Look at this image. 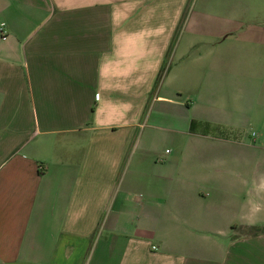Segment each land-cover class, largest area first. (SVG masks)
<instances>
[{"label":"crops","instance_id":"crops-1","mask_svg":"<svg viewBox=\"0 0 264 264\" xmlns=\"http://www.w3.org/2000/svg\"><path fill=\"white\" fill-rule=\"evenodd\" d=\"M215 2L0 0V264H264L236 229H264V160L219 111L240 74L253 107L258 72ZM152 113L192 160L128 154Z\"/></svg>","mask_w":264,"mask_h":264},{"label":"rangeland","instance_id":"rangeland-1","mask_svg":"<svg viewBox=\"0 0 264 264\" xmlns=\"http://www.w3.org/2000/svg\"><path fill=\"white\" fill-rule=\"evenodd\" d=\"M227 0H218V2L210 3L211 12L218 13L222 17H234L238 20V23L234 24V30L231 33L232 37L228 45L239 47L238 51L233 56L234 59H238L239 62L245 63L244 70L248 71L247 64H250V68L255 72L257 70L258 76L253 81L254 95L257 103L253 107H248L247 100H244L242 96L233 97L232 88H246L247 77H243L242 74L238 77L236 85L232 82L227 85L229 91L222 108L219 109L220 113L227 118L232 124H236L233 129V136L230 137L232 141L241 143L239 152L242 154V146L250 144L255 149H251L250 158L257 162H263L264 160V99H260L261 89L264 85V72H260V68L264 66V49L251 43L250 40L257 34L259 26H264V0H249L248 4H229ZM258 26V27H257ZM177 36H174L175 41ZM254 39V38H252ZM172 40V41H173ZM173 41V43H174ZM172 44L171 47H173ZM253 63V64H252ZM255 66V68L253 67ZM263 71V70H262ZM159 82H155L154 87L159 86ZM231 90V91H230ZM236 91V90H233ZM240 98L241 100H238ZM252 106V105H251ZM156 115V114H155ZM245 121V123H243ZM247 124L249 127L244 126ZM153 127H161L166 129H172L169 124V118L166 116H160V120H154V113L151 114V118H146L143 122V129L145 133L152 132L154 138L150 139V149L143 147V144H134L128 149V154L131 152L133 156L138 158H144L147 151L152 152L150 160H192L193 149H187L189 143H193L198 140L195 137L189 138L188 134L180 135V133H167L165 131H154ZM223 127H221L222 130ZM152 129V130H151ZM224 130L228 131L227 127ZM180 131V130H178ZM223 131V130H222ZM228 134V135H227ZM230 132L223 133V136L227 139ZM231 135V134H230ZM147 138H145L146 140ZM229 140V139H228ZM145 142V141H144ZM209 152L213 150L209 149ZM247 156L249 150H246ZM170 153V154H169Z\"/></svg>","mask_w":264,"mask_h":264},{"label":"trees","instance_id":"trees-1","mask_svg":"<svg viewBox=\"0 0 264 264\" xmlns=\"http://www.w3.org/2000/svg\"><path fill=\"white\" fill-rule=\"evenodd\" d=\"M163 71L164 70H161L160 71V75L158 77V79L156 80L157 82L160 81L162 75H163ZM238 229L239 231H241L244 235L246 236H257L258 234L260 233H264V229H260V228H254V227H239V228H236Z\"/></svg>","mask_w":264,"mask_h":264},{"label":"built area","instance_id":"built-area-1","mask_svg":"<svg viewBox=\"0 0 264 264\" xmlns=\"http://www.w3.org/2000/svg\"><path fill=\"white\" fill-rule=\"evenodd\" d=\"M0 35H1L2 39L5 37V30H4V25L3 24H0Z\"/></svg>","mask_w":264,"mask_h":264}]
</instances>
